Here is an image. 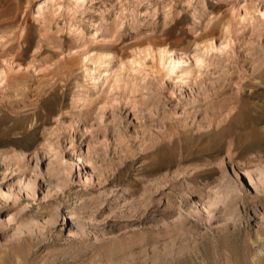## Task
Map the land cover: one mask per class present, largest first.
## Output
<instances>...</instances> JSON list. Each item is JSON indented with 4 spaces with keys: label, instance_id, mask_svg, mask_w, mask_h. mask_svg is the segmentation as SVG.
I'll use <instances>...</instances> for the list:
<instances>
[{
    "label": "rangeland",
    "instance_id": "rangeland-1",
    "mask_svg": "<svg viewBox=\"0 0 264 264\" xmlns=\"http://www.w3.org/2000/svg\"><path fill=\"white\" fill-rule=\"evenodd\" d=\"M0 71V264H264V0H0Z\"/></svg>",
    "mask_w": 264,
    "mask_h": 264
},
{
    "label": "bare ground",
    "instance_id": "bare-ground-1",
    "mask_svg": "<svg viewBox=\"0 0 264 264\" xmlns=\"http://www.w3.org/2000/svg\"><path fill=\"white\" fill-rule=\"evenodd\" d=\"M80 1L84 2L85 0H80ZM252 8H254V7H252ZM210 44H209L210 46H214L212 41L210 42ZM209 45H207V48H208ZM147 47H149V46L147 45ZM151 48L152 47L147 48L146 50H149L148 52H150L151 51ZM204 48L206 49V47H204ZM146 50H145V52H146ZM152 50H154V52L156 54L155 55L156 57H154V56L153 57L155 59H157L158 64H159V67L161 66L162 69H167L168 70L167 72H169V73L170 72L177 71L176 69L179 68L180 65H182V63L188 61V59H186L184 56H178L177 57L175 55V51L174 50H171V49H169L168 47H165V46H157L155 49H152ZM151 52L153 53V51H151ZM87 54H88V52H87ZM150 54L151 53H149V55ZM136 55H137V53H136ZM149 55L147 54L145 56H149ZM86 56H85L86 57L85 60H88L89 59V61H90L91 58L88 57V55H86ZM104 57H106V56L105 55L103 56L102 54H98L96 57H94L95 60H96L95 63H98V67H97L96 70H91L90 68H86V72H87V75L86 76H87L88 80L91 82L92 85H94V87L97 86L98 88H104L106 85L110 86L111 85L110 82L112 83V87L113 86H115V87L120 86V84L123 82V80H122L121 76L119 75V73L118 74L117 73L114 74V73H111V72H107L106 73L105 71H102V69H101L102 63H105L104 62ZM107 57H109V56H107ZM195 58H196L197 61L195 59L194 60L196 62H198V63L199 62H204L203 59L200 58V56L198 57V55H197V57L195 56ZM93 60H91V61H93ZM85 64L86 63H84V65ZM199 67H201V65ZM108 73L109 74L111 73L110 74V76L112 77L111 80H110V76H109ZM4 77H5V73L3 71H0V79L1 78L3 79ZM115 87H114V89H115ZM22 158H24V156H20V159H22ZM191 192H192V188L189 187L187 194L190 195Z\"/></svg>",
    "mask_w": 264,
    "mask_h": 264
}]
</instances>
